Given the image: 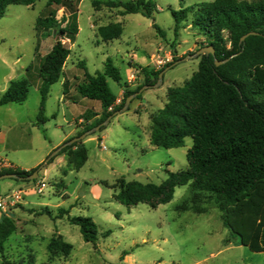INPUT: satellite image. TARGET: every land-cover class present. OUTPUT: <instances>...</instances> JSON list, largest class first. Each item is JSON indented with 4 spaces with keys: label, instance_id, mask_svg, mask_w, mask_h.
Wrapping results in <instances>:
<instances>
[{
    "label": "rangeland",
    "instance_id": "obj_1",
    "mask_svg": "<svg viewBox=\"0 0 264 264\" xmlns=\"http://www.w3.org/2000/svg\"><path fill=\"white\" fill-rule=\"evenodd\" d=\"M94 1L80 2V30L73 43L63 40L71 49L64 69H73L80 77L77 84L84 74L80 61L94 74L102 71L107 58H111L126 80L128 58L143 55L146 61L141 66L155 70L173 60L174 49L178 60L187 59L167 70L162 84L143 90L141 98L135 97L129 110L114 115L105 129L83 140L88 160L79 171L69 170L65 174L67 152L62 154L65 156L62 167L47 173L45 168L50 164L45 163L35 181L0 180V219L8 216L16 226L0 249V264H264V251H255L248 243L249 228L228 241L231 231L224 225L213 200L201 204L204 213L177 209L189 195L190 184L177 187L173 199L157 208L144 203L128 207L114 197V187L121 177L160 184L167 178V170L179 171L188 165L192 138L187 137L181 147L153 146L150 116L164 106L168 87L182 85L197 71L200 60L190 56L201 48L203 38L190 28V21L182 23L187 27H182L176 37L172 11L212 0H153L157 10L152 18L141 13L122 15L121 8L94 6ZM45 5V1H38L35 6L10 5L0 17V95L10 80L29 77L32 82L24 103L0 106V157L26 168L34 167L42 152L50 147V141L57 142L72 129H79L78 115L101 105L75 91L64 93L62 76L50 88L45 109L47 121L34 125L41 101L38 90L41 58L56 40L54 33L40 38L35 30ZM115 22L123 26L121 37L102 41L99 27ZM154 22L165 32L164 38L153 27ZM160 60L162 63H158ZM28 67H32L30 71ZM135 77L137 86L143 78L138 73ZM108 84L115 94L119 93L117 82L108 78ZM138 103L141 106L137 107ZM57 157H53L54 161ZM43 181L46 187L40 193L37 186ZM61 207L69 209L70 216L91 217L98 224L96 245L86 242L80 227L70 223L67 216L52 219L42 213L43 208H49L55 216ZM108 230L112 233L105 237ZM58 235L73 245L68 256L51 257L48 251L50 240Z\"/></svg>",
    "mask_w": 264,
    "mask_h": 264
},
{
    "label": "trees",
    "instance_id": "obj_2",
    "mask_svg": "<svg viewBox=\"0 0 264 264\" xmlns=\"http://www.w3.org/2000/svg\"><path fill=\"white\" fill-rule=\"evenodd\" d=\"M38 1L46 2L36 20L38 37L56 35L52 48L41 58L38 74L41 101L37 124H43L47 121L45 109L50 88L63 76L71 54V49L63 40L73 43L80 30L78 13L82 0H0V17L5 15L10 5L35 6ZM93 5L121 8L122 15L141 13L149 18L157 10L153 0H96ZM172 14L176 37L182 27H187L182 23L190 21V28L203 38L200 47L212 46L215 50L214 55L198 57L197 71L182 85L168 87L164 106L150 116V142L153 146L165 149L181 147L187 137L192 138L193 144L187 152L188 165L179 171L167 170L168 176L160 184L127 181L121 177L118 186L114 187V197L128 207L144 203L157 208L173 199L177 187L190 184V193L177 206L178 210L204 213L206 210L201 204L207 199L213 200L221 212L224 225L231 231L232 237L228 241L249 228L248 243L251 248L264 251V0H212L173 10ZM153 27L160 36H166L155 22ZM251 32L255 34L241 41ZM122 33L120 22L98 29L104 42L118 39ZM175 45L176 40L172 46ZM178 59L174 49L173 60L158 70L137 65L143 81L134 88L123 79L111 58H107L102 71L94 74L88 72L84 61H80L84 74L76 91L83 98L99 101L101 112L89 109L83 113L82 118L87 123L75 137L120 111L127 97L142 87H153L159 74ZM216 60L222 63L216 65ZM108 78L124 90L119 104L109 87ZM31 85L29 77L12 80L0 95V106L24 103ZM141 96L142 92L136 98ZM67 152L68 169L65 174L69 170L79 171L88 160L84 141L64 147L57 155ZM54 159H50L49 164ZM41 166L31 170L5 167L0 170V175L14 173L27 182L30 181L27 177ZM42 213L52 219L67 216L70 223L80 227L86 242L97 244L99 226L91 217L70 216L69 209L64 207L59 208L55 216L49 208H43ZM15 230L12 218L2 216L0 249ZM111 233L108 230L104 236ZM72 250L73 245L64 241L62 235L52 238L48 244L51 257L68 256Z\"/></svg>",
    "mask_w": 264,
    "mask_h": 264
},
{
    "label": "crops",
    "instance_id": "obj_3",
    "mask_svg": "<svg viewBox=\"0 0 264 264\" xmlns=\"http://www.w3.org/2000/svg\"><path fill=\"white\" fill-rule=\"evenodd\" d=\"M158 51V48L156 49V53ZM154 53H152L151 56H153ZM136 57V56H135ZM128 58L127 60V65L129 66V70H128V73H127V79L126 81L128 82V84L130 85L131 88H134L136 86V84L134 83V81H136V77H135V74L138 73L139 74V69L136 67L137 65L141 66V64L146 61V58L145 56H140L139 58ZM153 59V58H151ZM134 64H133V63ZM144 67V66H143ZM136 70V71H135ZM64 80L62 82V85H63V92L64 93H72V92H76V87L77 85V82L79 80V76H77L73 69H69V68H65L64 69ZM138 78V77H137ZM83 80V79H82ZM12 80H10L11 82ZM9 82V84H10ZM82 82V81H81ZM80 82V83H81ZM8 84V86H9ZM40 84V83H39ZM77 84V85H76ZM119 85V84H118ZM138 85V84H137ZM120 87V90H119V93L118 94H114L117 96V104H119L123 98V93H124V90L123 88L119 85ZM8 88V87H7ZM152 88V87H150ZM38 90H39V86H38ZM137 99V98H136ZM141 106L140 103L137 104V107ZM101 105H100V108L99 109H91L93 110L94 112L96 113H100L101 112ZM89 110V109H88ZM87 111V110H86ZM85 111V112H86ZM84 112V113H85ZM57 114H52V116H56ZM82 114L78 115L76 118L77 120V125L79 126V129L78 130H75V129H72L69 133L65 134L63 137H61L57 142H53V141H50L51 145L50 147H48L46 150H44V152H42V154L40 155V158L38 159V161L35 163V165H33L34 167H31V168H26V167H21L19 166V164L13 162V161H10V160H7L5 158H1L0 157V165H2V167H14V168H20V169H23V170H31L37 166H39L42 162V165L45 164V161L47 159V157L54 151L56 150L59 146H61L63 143H65L68 139L72 138V137H75L83 128L84 126L86 125V121H84V119L82 118ZM38 116V114H37ZM46 116V115H45ZM97 116L95 117H92L90 118L89 122H92L95 118H97ZM47 118V117H46ZM37 124V120L36 122H34V125ZM38 125V124H37ZM1 134V133H0ZM3 137H5V134L3 133ZM65 163V156L64 155H59V157L56 158V160L52 163H50L49 167L45 168V171L47 173H50L52 170H57L59 167H62ZM20 181H23V180H20ZM20 190V188L18 189ZM13 192H17V190H13ZM1 195V194H0Z\"/></svg>",
    "mask_w": 264,
    "mask_h": 264
},
{
    "label": "water",
    "instance_id": "obj_4",
    "mask_svg": "<svg viewBox=\"0 0 264 264\" xmlns=\"http://www.w3.org/2000/svg\"><path fill=\"white\" fill-rule=\"evenodd\" d=\"M250 34H255V32H251L249 34H246L245 36L242 37L241 41H243L248 35ZM214 55L215 54V50L212 46H207V47H202L200 49H198L195 54H193L192 58H198L199 56L201 55ZM187 59L184 58L183 60ZM183 60H178L176 62H174L172 65L166 67L160 74H159V79L156 83L155 86H158L159 84H162L163 83V79H164V73L169 70L170 68L174 67L175 65H177L178 63L182 62ZM222 62L221 61H218L216 60V65H220ZM147 88H150L149 86H144L142 87V89L132 95H130L129 97H127L126 99V102H125V105L123 106V108L120 110V111H117L115 112L113 115L109 116L104 122H102L101 124L95 126L94 128L84 132L83 134H81L80 136H77V137H74L72 138L71 140L63 143L61 146H59L56 150H54L50 155L49 157L46 159L45 163L49 162L50 159H52L55 155H57L64 147L68 146V145H72L73 143L75 142H78V141H81V140H84L87 136L91 135V134H94L98 131H100L103 127L109 125L111 119L113 118L114 115L118 114L119 112L121 111H126L128 108H129V105L130 103L132 102V100L137 97L143 90L147 89ZM43 167V165L41 166ZM40 167V168H41ZM39 168V169H40ZM39 169L36 170L32 175H30L29 177H27L28 180H35L39 174ZM6 178H14V179H20V180H23L22 177H19L17 174H14V173H8V174H3V175H0V180L1 179H6Z\"/></svg>",
    "mask_w": 264,
    "mask_h": 264
},
{
    "label": "built area",
    "instance_id": "obj_5",
    "mask_svg": "<svg viewBox=\"0 0 264 264\" xmlns=\"http://www.w3.org/2000/svg\"><path fill=\"white\" fill-rule=\"evenodd\" d=\"M158 63H162V61L160 60ZM37 187H38L37 191L41 193V192H43L44 188L46 187V183L43 181ZM0 205H2V202H0Z\"/></svg>",
    "mask_w": 264,
    "mask_h": 264
}]
</instances>
